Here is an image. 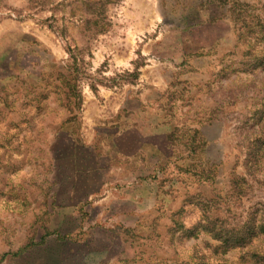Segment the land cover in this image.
<instances>
[{
    "label": "rangeland",
    "instance_id": "374dc122",
    "mask_svg": "<svg viewBox=\"0 0 264 264\" xmlns=\"http://www.w3.org/2000/svg\"><path fill=\"white\" fill-rule=\"evenodd\" d=\"M0 264H264V0H0Z\"/></svg>",
    "mask_w": 264,
    "mask_h": 264
}]
</instances>
